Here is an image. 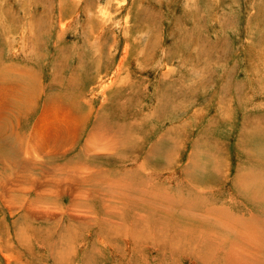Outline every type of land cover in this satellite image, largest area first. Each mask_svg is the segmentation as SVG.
<instances>
[{"label": "rangeland", "instance_id": "obj_1", "mask_svg": "<svg viewBox=\"0 0 264 264\" xmlns=\"http://www.w3.org/2000/svg\"><path fill=\"white\" fill-rule=\"evenodd\" d=\"M262 182L264 0H0V264H264Z\"/></svg>", "mask_w": 264, "mask_h": 264}, {"label": "bare ground", "instance_id": "obj_2", "mask_svg": "<svg viewBox=\"0 0 264 264\" xmlns=\"http://www.w3.org/2000/svg\"><path fill=\"white\" fill-rule=\"evenodd\" d=\"M71 135H73V133L71 134ZM65 140H66V138H65ZM69 142V141H68ZM47 179V178H46ZM262 183H264V182H262ZM245 184H248V185H250V182H246ZM261 185H263V184H261ZM261 185H258V187H260ZM259 219V218H258ZM255 220H256V218H255ZM239 223V222H238ZM238 223H236V225H239ZM263 224H264V222H263ZM256 230V229H255ZM258 230H264V225L262 226V227H260Z\"/></svg>", "mask_w": 264, "mask_h": 264}, {"label": "crops", "instance_id": "obj_3", "mask_svg": "<svg viewBox=\"0 0 264 264\" xmlns=\"http://www.w3.org/2000/svg\"><path fill=\"white\" fill-rule=\"evenodd\" d=\"M58 105H60V104H58ZM58 127H60V126H58ZM64 129H68V128H67V127H65V128H62V130H61V131H63ZM61 131H57V133H56V135H57V136H56V140L54 141V143H53V144H57V142H58V141H57V140H58V135L60 134V132H61ZM53 137H54V136H53Z\"/></svg>", "mask_w": 264, "mask_h": 264}]
</instances>
